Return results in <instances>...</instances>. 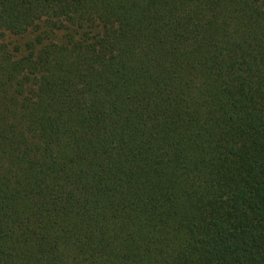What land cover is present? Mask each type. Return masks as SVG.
Returning <instances> with one entry per match:
<instances>
[{
  "label": "trees",
  "instance_id": "trees-1",
  "mask_svg": "<svg viewBox=\"0 0 264 264\" xmlns=\"http://www.w3.org/2000/svg\"><path fill=\"white\" fill-rule=\"evenodd\" d=\"M0 264H264V0H0Z\"/></svg>",
  "mask_w": 264,
  "mask_h": 264
},
{
  "label": "rangeland",
  "instance_id": "rangeland-1",
  "mask_svg": "<svg viewBox=\"0 0 264 264\" xmlns=\"http://www.w3.org/2000/svg\"><path fill=\"white\" fill-rule=\"evenodd\" d=\"M30 39H32V36H27V37H25V38H23V39H20L22 42H24V41H26V40H30Z\"/></svg>",
  "mask_w": 264,
  "mask_h": 264
}]
</instances>
